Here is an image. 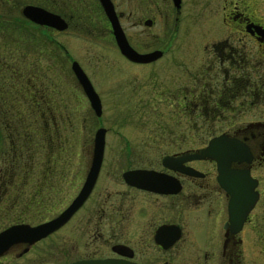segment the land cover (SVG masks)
Listing matches in <instances>:
<instances>
[{"label": "flooded vegetation", "instance_id": "flooded-vegetation-1", "mask_svg": "<svg viewBox=\"0 0 264 264\" xmlns=\"http://www.w3.org/2000/svg\"><path fill=\"white\" fill-rule=\"evenodd\" d=\"M110 2L156 57L122 53L100 0H0V235L51 224L0 264H264V0ZM76 35L112 45L96 74ZM215 138L232 175L194 157Z\"/></svg>", "mask_w": 264, "mask_h": 264}, {"label": "water", "instance_id": "water-1", "mask_svg": "<svg viewBox=\"0 0 264 264\" xmlns=\"http://www.w3.org/2000/svg\"><path fill=\"white\" fill-rule=\"evenodd\" d=\"M100 1L104 7L109 19H110V21H111V25L113 28V33L115 35L117 45L120 48V50L122 51V53L127 58H129L130 60H133V61H144V60L152 59L158 55L157 52H154L151 54H146V55L137 54L131 48V46L128 44L121 28L118 25V22H117V19L115 16V12L113 10V5L110 2V0H100ZM24 14L27 17H29L31 20L38 22V23H41V24L44 23V24H48L51 26H55L57 24V21L53 15H48L47 12L43 11L40 8L28 6L25 9ZM72 68H73L79 82L81 83L85 93L89 97L92 108L95 110L97 115H100L101 109H100L99 97L96 94V92L93 90V88H92L89 80L87 79L85 73L83 72V70L80 68L79 64L76 61H74L72 63ZM103 136H104L103 130H101V129L98 130L96 133V137H95V146H96L95 147V157H96V160L98 163H99V161L101 159V155H102ZM221 140H222V138L213 139L209 143V146L206 149L202 150L200 154L195 155L194 157L200 158V157L208 156L210 158L218 160L219 158H217V155H215V153H216L215 149L217 148V146L219 145L218 143H220ZM230 153H231V151H230ZM230 159H232V157H230L229 159L228 158L227 159L220 158V160H218V161H220L221 176H225L226 174H228V175L233 174L230 170H228V165H229ZM50 225L51 224H47V225H43L41 227H37L34 229H24V228H20V227H14V228H11L8 231H5L4 233H2L0 235V240L1 239L8 240V242H7L8 244L10 243L9 240H14V239L15 240L21 239L22 241L32 242L34 239H36L40 235H42L44 229ZM1 248H3V247L0 246V249Z\"/></svg>", "mask_w": 264, "mask_h": 264}, {"label": "rangeland", "instance_id": "rangeland-1", "mask_svg": "<svg viewBox=\"0 0 264 264\" xmlns=\"http://www.w3.org/2000/svg\"><path fill=\"white\" fill-rule=\"evenodd\" d=\"M125 26L129 27V32L133 31L128 21L125 22ZM137 37L138 36H129L133 42L136 41ZM72 45H74V53L76 56H78L82 60L84 66L90 71H93L94 74H96L95 70L97 69V65H102V62H104V59L107 58L106 56L109 54V48L112 46H110L109 42H105L104 40L97 41L94 39H89L88 36L79 35L73 36ZM112 55L118 58V54L114 49H112ZM46 56L47 55L44 56L45 59ZM91 78L96 90L99 92L102 85L101 76L96 75V77L92 76ZM74 96L77 109L84 110L85 106L83 104L81 94L77 89L75 90Z\"/></svg>", "mask_w": 264, "mask_h": 264}]
</instances>
